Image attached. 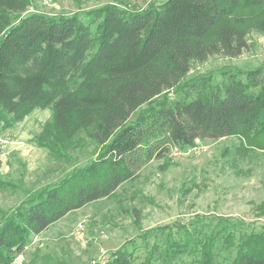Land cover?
<instances>
[{
  "label": "trees",
  "instance_id": "trees-1",
  "mask_svg": "<svg viewBox=\"0 0 264 264\" xmlns=\"http://www.w3.org/2000/svg\"><path fill=\"white\" fill-rule=\"evenodd\" d=\"M30 3L0 0V135L33 109L51 108L57 143L87 130L99 151L9 214L0 211V264L70 212L114 195L173 146L239 135L264 149L263 66L226 70L222 84L212 75L187 77L195 60L246 50L240 9L263 7L257 28L264 33V0L106 3L21 15ZM244 224L215 217L176 224V233L173 225L153 237L146 231L139 264H264V224ZM136 249L123 245L106 264H136Z\"/></svg>",
  "mask_w": 264,
  "mask_h": 264
},
{
  "label": "rangeland",
  "instance_id": "rangeland-1",
  "mask_svg": "<svg viewBox=\"0 0 264 264\" xmlns=\"http://www.w3.org/2000/svg\"><path fill=\"white\" fill-rule=\"evenodd\" d=\"M154 1L161 0H31L21 15L83 13L106 3L142 8ZM262 11L263 7L238 11L239 16L246 15L241 25L248 31V47L242 54L195 60L187 77L212 75L222 84L226 70L264 67V33L257 28ZM52 119L51 108H35L1 134L12 141L0 147V211L4 214L16 209L31 191L58 181L99 151L87 130L78 131L66 145L57 143L50 132ZM196 142L206 147L200 155L176 161L168 155L155 158L114 195L72 211L34 235L21 264H98L104 254L123 245L131 250L137 247L139 264L144 254L142 233L154 230L153 237L164 225H173L176 233V224L215 217L242 220L243 230L260 229L264 224V149L239 135ZM4 214H0V225ZM79 223H83L80 232ZM217 254L218 259L224 257Z\"/></svg>",
  "mask_w": 264,
  "mask_h": 264
},
{
  "label": "built area",
  "instance_id": "built-area-1",
  "mask_svg": "<svg viewBox=\"0 0 264 264\" xmlns=\"http://www.w3.org/2000/svg\"><path fill=\"white\" fill-rule=\"evenodd\" d=\"M11 139L6 136H1L0 135V147L4 148L5 146H8L11 143ZM206 150V147L200 143H195L193 145L185 146V147H180V146H173L168 154L172 160H177L178 158H183V157H189L193 155H200L202 152ZM83 227V223H79L78 230L79 232L81 231V228ZM109 254H104L100 260V264H106L109 261ZM24 260V253L18 254L13 262L11 264H21ZM98 263V264H99Z\"/></svg>",
  "mask_w": 264,
  "mask_h": 264
}]
</instances>
